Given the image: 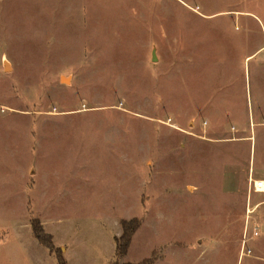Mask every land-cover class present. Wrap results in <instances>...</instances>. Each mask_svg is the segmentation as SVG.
Segmentation results:
<instances>
[{
	"label": "rangeland",
	"instance_id": "1",
	"mask_svg": "<svg viewBox=\"0 0 264 264\" xmlns=\"http://www.w3.org/2000/svg\"><path fill=\"white\" fill-rule=\"evenodd\" d=\"M253 180L264 0H0V264H264Z\"/></svg>",
	"mask_w": 264,
	"mask_h": 264
},
{
	"label": "trees",
	"instance_id": "2",
	"mask_svg": "<svg viewBox=\"0 0 264 264\" xmlns=\"http://www.w3.org/2000/svg\"><path fill=\"white\" fill-rule=\"evenodd\" d=\"M32 232L36 240L49 249L50 252H53L56 256L57 264H66L63 256L62 251L60 248L54 247L51 242V236L43 230L40 222L36 218H30ZM141 221L138 218H132L130 220L122 219L119 222L121 228V234L118 237H114L115 241V259L123 258L129 249L131 240L135 232L139 229ZM115 264V262L111 263ZM135 264H152L149 261H142L140 263Z\"/></svg>",
	"mask_w": 264,
	"mask_h": 264
},
{
	"label": "built area",
	"instance_id": "3",
	"mask_svg": "<svg viewBox=\"0 0 264 264\" xmlns=\"http://www.w3.org/2000/svg\"><path fill=\"white\" fill-rule=\"evenodd\" d=\"M251 186L254 192L264 194V180H253L251 182ZM247 212L251 213L250 210H248ZM254 228L256 227L254 226ZM254 230H255L254 236H257L258 232L256 231V229ZM245 243H246V240L243 239L242 244L245 245Z\"/></svg>",
	"mask_w": 264,
	"mask_h": 264
},
{
	"label": "crops",
	"instance_id": "4",
	"mask_svg": "<svg viewBox=\"0 0 264 264\" xmlns=\"http://www.w3.org/2000/svg\"><path fill=\"white\" fill-rule=\"evenodd\" d=\"M33 184V183H32ZM30 187H32V185L30 186ZM33 189V188H32ZM244 227V226H243ZM32 230V229H31ZM243 231H244V229H243ZM32 234H33V232H32ZM34 235V234H33ZM63 250H64V252H65V248L64 247H61Z\"/></svg>",
	"mask_w": 264,
	"mask_h": 264
}]
</instances>
